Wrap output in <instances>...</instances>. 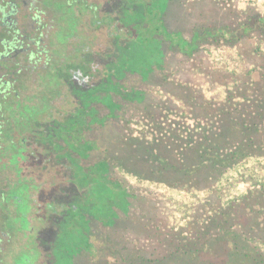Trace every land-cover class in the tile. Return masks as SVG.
<instances>
[{"label":"rangeland","instance_id":"1","mask_svg":"<svg viewBox=\"0 0 264 264\" xmlns=\"http://www.w3.org/2000/svg\"><path fill=\"white\" fill-rule=\"evenodd\" d=\"M90 1L96 5L97 17L101 21L96 27L90 28L88 21L82 20L83 15L74 20L69 17L65 26L68 31L76 34V37L64 36L62 39L80 46L81 49L76 56H57L61 64L78 66L81 74L71 76L73 83L66 84L56 76L50 80L51 85L54 88L59 87L63 95L55 100L56 107L53 108L57 112L61 108L68 111L80 109L84 105L85 96L92 92L91 88H94V96H99L100 101H93L88 108L98 112L100 123L93 127L96 123L91 121V116L84 115L82 131H79L80 127L77 126L80 133L84 131L82 140H95L101 145L104 143L101 132L111 133L112 128L121 122L120 118L116 117L122 114L123 118L130 119L129 122L137 130L142 128L140 116H136L133 108L144 106L149 101L164 99L166 93L161 83L164 76L190 79L206 96L218 100L225 97L224 86L211 84L204 72L195 66L193 57L184 55L180 50L176 42L179 37L173 38L172 41L162 34L165 26L164 31L172 33L173 36L179 35L177 33L187 25L186 21L196 15V8L205 6V10L208 9L212 4L210 0H204V3H201V0ZM220 1L231 2L239 9L254 5L258 11L264 13V0ZM60 11L67 12L68 15L83 14L79 6L66 5L60 7ZM156 25L159 30L155 28ZM183 38L186 40L189 37L184 33ZM257 44L264 49V42L250 41L252 46ZM201 46L200 57L207 59L212 67L237 73L250 67L249 61L236 46H216L208 42ZM109 73L112 75L111 82L106 86ZM95 83H98V88L90 87ZM80 92L83 94L82 98ZM107 95L111 96V103L114 105L112 108L103 103ZM29 97L30 95L23 99L26 104H30L25 108L36 113L40 106L34 103V98ZM175 102L178 107H185L176 99ZM78 105L81 107H77ZM10 114L13 123H16L19 115L17 112ZM68 118L73 116L62 112L52 117L53 120L61 122ZM48 119L36 115L6 132L25 134L28 137L41 136L36 147L32 148L36 153L29 160L22 161L15 155L18 162V165H15L16 171L20 170L21 175L18 176L16 171H13L14 167L12 174L7 175L12 187L16 183L11 181V178L18 180V184H22L30 193L33 192L28 186L31 182L36 189L41 188V192L31 199L36 209L32 215V237L20 233L22 229L18 230L17 220L14 219L13 225L18 231L17 241L12 245L13 251H9L10 257L6 261L8 264H14L17 258L23 256L30 243L37 250L35 264H110L113 260L110 251V237L113 231L124 226L129 214L137 211L136 202L132 198L136 186L160 199V208L167 212L171 225L188 221L204 201L205 191L177 189L161 183L139 181L134 176L109 166H101L87 174L83 173L82 168L77 166L89 167L95 160L94 156H82L73 147H69L75 137L68 133L66 127H61V124L50 127L51 123L46 122ZM77 127L73 130H77ZM45 136H48V141L56 143L55 147L45 142ZM61 146L65 148L62 149L65 154H60L57 150ZM9 149L12 150L11 147ZM89 149L87 153L94 155L95 150L92 147ZM20 176H23V179ZM252 183L264 185V157H248L227 171L220 181L223 202L228 203L239 198L253 186ZM46 196L55 208H58L57 216L51 215L49 210L44 208L43 199Z\"/></svg>","mask_w":264,"mask_h":264},{"label":"trees","instance_id":"2","mask_svg":"<svg viewBox=\"0 0 264 264\" xmlns=\"http://www.w3.org/2000/svg\"><path fill=\"white\" fill-rule=\"evenodd\" d=\"M210 2L206 10L205 6L196 8V15L186 21L179 35L164 31L165 26L162 34L172 41L179 37L177 46L184 55L193 57L211 84L224 86L222 100L206 96L190 79L164 76V99L132 107L143 123L140 131L129 118L118 115L121 122L111 133L101 130V145L82 140L84 131L79 132L84 115L91 116L93 127L100 123L98 112L88 108L100 101L94 88L80 109L68 111L73 116L65 119L73 123L68 133L75 137L69 147L95 158L89 167L76 165L83 173L109 166L139 181L206 192L188 221L171 225L160 199L136 186L132 198L137 211L113 231L110 264H264V185L252 183L228 203L223 202L220 187L229 169L248 157H264V49L260 44L250 45L253 40L264 42V13L254 5L239 9L231 2ZM184 33L189 37L186 40ZM204 42L236 46L250 67L240 73L212 67L200 57ZM95 84L90 87L98 88ZM175 99L185 107H178ZM103 103L114 107L110 95ZM91 147L94 155L87 153Z\"/></svg>","mask_w":264,"mask_h":264},{"label":"flooded vegetation","instance_id":"3","mask_svg":"<svg viewBox=\"0 0 264 264\" xmlns=\"http://www.w3.org/2000/svg\"><path fill=\"white\" fill-rule=\"evenodd\" d=\"M66 5L79 6L83 14L68 15L67 12L60 11V7ZM81 15L84 22L88 21L90 28L96 27L101 21L97 17L96 5L90 0H0V264H8L6 261L10 257L9 251L17 241L18 231L13 225L14 219L17 220L18 230L22 229L20 233L32 237V215L36 209L31 199L41 192V188L36 189L31 182L28 186L33 192L30 193V190L13 178L11 181L16 184L12 187L10 178L7 177L12 174V167L14 172L17 169L15 155L22 161L29 160L36 153L32 148L36 147L41 136L35 138L6 132L36 115L48 117L46 122L51 123L50 127L61 124V127L68 128V125L73 124L68 120L61 122L52 119L58 112L68 116V110L61 108L57 112L53 108L56 107L55 100L63 95L59 87L54 88L51 85L50 80L56 76L66 84L73 83L71 76L81 74L75 64H61L57 60V56L63 58L79 55L80 46H75L62 37H76V34L68 31L65 21L69 17L74 20ZM34 90L36 91L32 93ZM28 94L34 98V103L40 106L36 113L25 108L30 105L23 101ZM14 112L19 115L16 123H13L10 114ZM47 133L50 134L49 131ZM48 136H45V142L55 147L56 143L48 141ZM9 147L13 151H10ZM62 149L65 150L63 146L57 150L60 154H65ZM7 153L9 156H6ZM15 173L21 175L20 170ZM23 176L20 177L23 179ZM43 201L44 208L48 209L51 215L57 216L58 208H55L48 196ZM36 252V247L30 243L27 252L17 258L14 264H35Z\"/></svg>","mask_w":264,"mask_h":264}]
</instances>
